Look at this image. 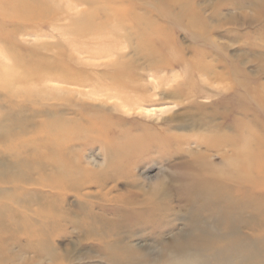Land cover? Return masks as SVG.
<instances>
[{"label":"rangeland","instance_id":"obj_1","mask_svg":"<svg viewBox=\"0 0 264 264\" xmlns=\"http://www.w3.org/2000/svg\"><path fill=\"white\" fill-rule=\"evenodd\" d=\"M5 1L0 264H264V0Z\"/></svg>","mask_w":264,"mask_h":264},{"label":"bare ground","instance_id":"obj_2","mask_svg":"<svg viewBox=\"0 0 264 264\" xmlns=\"http://www.w3.org/2000/svg\"><path fill=\"white\" fill-rule=\"evenodd\" d=\"M5 2H8L9 4V1H5ZM7 4V3H6ZM39 151V150H38ZM37 163V162H36ZM57 173V174H56ZM55 174H53L52 176V179L51 181H48L47 180V177H41L40 179L36 180L35 182L36 183H40V184H44L47 183L49 187L53 186L51 188V190L53 189L56 190L55 192H64V191H68V190H72V189H75V190H80L83 186H85L86 182L84 184H72L70 182H68L70 179H72L74 177V174L70 173V172H66V171H57ZM197 173V172H196ZM25 178V177H24ZM199 178V177H198ZM60 180V181H59ZM74 180V179H73ZM25 181L27 183H31L33 184L34 181H31L29 180L28 178L25 179ZM24 181V182H25ZM34 182V183H35ZM54 184L56 185V187H54ZM51 185V186H50ZM83 185V186H82ZM52 198H54V196H52ZM44 217H47V215H43ZM26 217V216H25ZM50 220V218H48ZM54 221V220H53ZM21 230V229H20Z\"/></svg>","mask_w":264,"mask_h":264}]
</instances>
